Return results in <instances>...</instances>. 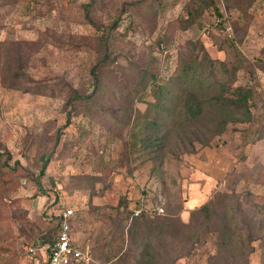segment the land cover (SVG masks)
<instances>
[{"label":"rangeland","instance_id":"obj_1","mask_svg":"<svg viewBox=\"0 0 264 264\" xmlns=\"http://www.w3.org/2000/svg\"><path fill=\"white\" fill-rule=\"evenodd\" d=\"M180 68L198 83L149 105V76ZM237 85L250 118L214 134L205 105L166 131L157 167L144 120L182 119L181 87ZM0 155V264H33L48 211L83 192L104 206L88 229L106 264H264V0H0Z\"/></svg>","mask_w":264,"mask_h":264},{"label":"trees","instance_id":"obj_2","mask_svg":"<svg viewBox=\"0 0 264 264\" xmlns=\"http://www.w3.org/2000/svg\"><path fill=\"white\" fill-rule=\"evenodd\" d=\"M189 72V73H188ZM188 73V75H187ZM200 74H196L192 68H180L178 69L176 74H172L168 77L167 82L165 84H159L153 77H150L149 80V89L150 94L152 95L154 101L153 103L149 104L151 106H155L156 104H162V103H170L171 107H175L177 103L172 102L171 97H174L173 95L174 91L172 90L173 86H179L185 81V79H190L192 81H195L198 83V79ZM196 85V84H195ZM197 91L192 92H186L184 93L183 88L181 87V97L187 96L186 99L181 101V109L180 113L183 114L182 119L175 120L168 128H166L165 123H162L161 120L155 121V120H144V129L145 131L141 134V137L139 138L141 141V147L148 150L149 153H152V159L155 161L158 160L157 167L161 164V155H158V152H160V148L167 139L166 131H173L174 126H178L177 122L180 121H191L197 117L200 116L201 110L204 108V106H215V108L218 110V114L216 117H213V125L215 127L214 134H220L224 126L226 125L227 120L238 122V121H244L248 120L250 118V112L247 108V101L248 97L250 95V89L248 87H242L240 85H237L233 89L231 93H227L226 97L224 96V91L229 89V87L221 86L220 90H218L217 93L210 94V95H202L200 97V93L202 92L200 90V86H197ZM200 90L199 94L198 91ZM144 91L142 90V94ZM180 96V93L179 95ZM226 110V111H225ZM238 114V116H237ZM160 128L162 130H160ZM178 136V135H177ZM154 154H156L154 156ZM2 156V155H0ZM45 163L42 166V169L40 171V174H43L45 169ZM155 167V169H157ZM207 207V202H202L201 205L197 208L198 211L202 212V210L205 211V208ZM143 213L139 211L138 216L142 215ZM57 226V225H56ZM57 229V227H56ZM52 240V238H51ZM49 240V241H51Z\"/></svg>","mask_w":264,"mask_h":264},{"label":"crops","instance_id":"obj_3","mask_svg":"<svg viewBox=\"0 0 264 264\" xmlns=\"http://www.w3.org/2000/svg\"><path fill=\"white\" fill-rule=\"evenodd\" d=\"M128 179L130 184L135 185L137 183V177H129L128 175L125 177V179ZM132 197H128V202L126 203V209L133 210L138 209V191L133 190L132 191ZM81 198L84 199L83 202L81 200H78L79 198L75 197L74 199H71L68 203V207H74L72 208L74 211V214L69 217V232L71 235V243L74 247L86 251L89 254L90 260L88 264H92L93 262L97 264H106L109 263L113 258H109L108 260L104 259L103 254H105L107 251L102 249V251L96 253V249L98 247V244L96 242L97 239V233L98 231L95 229V227H91L88 229L91 222L95 224L96 222L103 221V211L104 206L101 203V199L99 196L97 198L95 195H91L90 193H82ZM117 203L114 204L116 206ZM98 206H100L101 209H98ZM94 210H96V213H94ZM122 214H124V211L121 212V215H119L118 220L120 223H123Z\"/></svg>","mask_w":264,"mask_h":264},{"label":"built area","instance_id":"obj_4","mask_svg":"<svg viewBox=\"0 0 264 264\" xmlns=\"http://www.w3.org/2000/svg\"><path fill=\"white\" fill-rule=\"evenodd\" d=\"M133 216L138 215L139 210H132ZM49 217L56 220V235L51 241L42 244L39 249L42 252L35 255L33 264H88L90 257L86 251L74 247L71 243L68 219L74 214L70 207H61L48 211ZM38 248H29L30 253L35 254Z\"/></svg>","mask_w":264,"mask_h":264}]
</instances>
